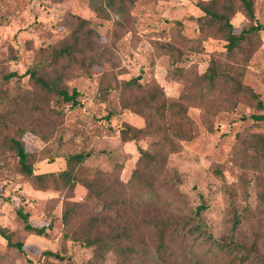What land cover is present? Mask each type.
Returning a JSON list of instances; mask_svg holds the SVG:
<instances>
[{
	"label": "rangeland",
	"instance_id": "1",
	"mask_svg": "<svg viewBox=\"0 0 264 264\" xmlns=\"http://www.w3.org/2000/svg\"><path fill=\"white\" fill-rule=\"evenodd\" d=\"M198 1L134 0L129 26L119 30L114 14L98 17L88 0H0V112L11 120L0 125V227L11 242H22L25 250L23 254L0 234V264H120V256L113 250L97 263L91 258L92 248L71 236L89 216L99 214L103 204L81 180L94 177L99 169L105 172V182H128L139 147L150 152L160 147L167 158L157 175L156 186H162L158 195L132 200L137 215L141 217L148 210L156 217L172 214L189 219L191 225L198 221L195 210L202 203L206 206L200 211L202 226L215 237L232 232L234 216H240V222L232 232L238 241L233 247H221L189 233L171 238L166 234L158 245L154 231H148L143 237L149 252H134L131 264L263 261L264 205L259 192L264 190V153L253 152V147L257 135L264 134V120L251 114L264 113V108L241 99L234 107L226 102L223 107L204 110L193 103V96L198 85L203 88L200 76L214 59L221 67L241 71L242 82L264 101V28L253 30L243 41L244 56L229 57L227 41L220 33L199 29L198 17L203 11ZM232 1L230 21L235 32L255 23L264 26V0H252L253 20L240 0ZM67 12L88 19L97 33L96 51L106 50L99 64L92 63L89 68L85 60L86 68L69 67L64 82L69 90L75 87L81 92V105L77 106L45 92L27 72L38 66L43 75L53 74L56 65L50 61L51 47L69 39L70 28L59 23ZM166 43L178 46L181 53L166 50ZM175 68L182 73L168 72ZM9 71L18 75L5 78ZM138 74L141 82H156L162 90L153 104L169 103L172 98L184 101L193 130L190 138L176 139L171 129H160L138 140L121 139L118 127H142L147 120L146 113L123 106L122 82ZM107 85L108 91L99 94ZM32 104H38L39 109ZM107 113L112 114L110 121L104 119ZM17 124L25 128L20 137L28 152L26 162L47 176L43 185L33 172L21 167L8 139ZM80 150L90 155L76 165L75 182L67 187L58 174L65 168V158ZM68 206L76 210L67 226L59 219ZM18 209L27 212L34 225L56 219L55 226L46 234L31 232L24 228ZM251 244L254 249L247 253L244 247ZM45 250L58 252L63 258Z\"/></svg>",
	"mask_w": 264,
	"mask_h": 264
},
{
	"label": "trees",
	"instance_id": "2",
	"mask_svg": "<svg viewBox=\"0 0 264 264\" xmlns=\"http://www.w3.org/2000/svg\"><path fill=\"white\" fill-rule=\"evenodd\" d=\"M251 20L255 18L252 0H240ZM134 0H88L89 7L100 18H109L114 14L113 22L119 30H124L129 26L130 7ZM203 14L198 17L199 29L212 28L215 33H220L225 39V47L229 57L238 54L244 56L243 41L253 30L264 28L261 23L251 24L246 28L235 32L233 24L230 21L234 13L232 0H200L197 2ZM62 17V16H61ZM64 20L60 24H65L70 28L69 39L63 38L55 46L51 47L50 61L56 65L51 76H45L38 71V66L27 70L29 76L40 84L41 88L49 93L55 94L57 99L67 103L70 106L81 105L78 96L81 92L75 87L68 89L64 82L70 66H78L86 68L85 60L89 61V68L92 63L99 64L100 58L106 50L96 51L94 39L97 33L89 20L76 14L68 13L63 17ZM166 50L176 49L181 53L179 47H175L170 43H166ZM104 59H109L105 56ZM87 70V69H86ZM85 70V72H86ZM169 73H182L180 68L169 70ZM91 73V70L86 72ZM16 71H9L3 76L11 78L17 76ZM140 74L132 76L122 82L123 89V106L129 107L136 111L146 113V123L142 127H133L128 124L117 128L122 140H138L148 135L157 134L160 129L164 132L171 129L172 135L176 139H186L193 135L191 129V119L187 114V106L184 101L178 98H172L169 103L164 101L162 104H153V100L158 98L162 93L159 86L154 83H143L139 79ZM199 81L204 82L203 88L198 85L199 91L193 96V103L204 110L210 108L223 107L227 102L230 107H234L241 99H247L248 103L257 107L264 108V101L259 93L255 92L249 85L242 82V73L239 70L227 69L221 67L217 60H211L207 69L200 76ZM109 85L101 88L99 94L108 91ZM3 96L0 91V97ZM183 99H186L183 97ZM34 109H39L38 104H32ZM41 107V106H40ZM112 114L107 113L104 119L110 121ZM251 117L256 120H264V113H252ZM6 116L0 112V125L3 123H11ZM210 121L207 120V123ZM22 124L15 125L13 132L8 135V139L14 145L18 154V161L21 167L35 175L40 185L45 183L47 176L42 171L36 170V166H31L26 162L28 152L24 149L20 134L24 131ZM253 152L258 154L264 153V134H258L254 142ZM139 156L136 165L131 171L128 182H105L104 171L97 169L94 177L82 179L81 182L88 190L95 192L102 199V208L99 214L89 216L84 225L81 226L79 232L74 230L72 239L82 242L85 246L91 247L93 250V258L97 263L101 262L105 253L109 250L115 251L120 256V264H131L133 261V253L143 251L147 252L145 245L146 238L144 234L148 231H154V235L158 239L157 244L163 243L164 236L169 234L170 238L177 235H196L203 236L204 239L215 241L221 247H233L238 245V241L234 237V229L240 222V216H234L232 220V229L230 234L225 237H215L208 232L202 225L200 211L206 206L199 204L195 210V217L198 219L194 224L189 225L190 220L187 218L174 217L170 214L169 218L156 217L149 214V210L145 211V215H137L135 206L132 203L134 197L140 199L142 196L159 193L162 186H156L157 175L162 170L166 161V154L162 153L160 147L156 152H150L147 149L139 147ZM90 155L89 151H78L69 154L65 160L66 165L59 172V179L65 186L69 187L74 184L75 177L73 171L76 165ZM257 156V155H254ZM174 178L176 175L174 174ZM259 200L264 205V190L259 192ZM74 206H68L64 209L59 219L62 225H69L72 213L75 211ZM19 216L22 219L25 229L36 234H46L48 229L55 226L56 219L50 220L43 225H34L28 219V213L18 209ZM131 213H134L132 216ZM169 214V213H168ZM160 218V219H158ZM0 234L4 236L10 245L17 247L19 251L25 254L23 243L20 241L11 242L9 235L0 227ZM64 236H68L67 232ZM247 253L253 251L254 246L244 247ZM149 252V251H148ZM48 255L62 259L63 256L58 252L45 250ZM244 257H242L243 259ZM30 260V258H28ZM260 264H264L260 260ZM140 262H135L138 264Z\"/></svg>",
	"mask_w": 264,
	"mask_h": 264
}]
</instances>
